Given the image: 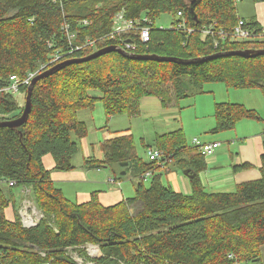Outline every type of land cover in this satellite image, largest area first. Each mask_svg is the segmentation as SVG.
Here are the masks:
<instances>
[{"label":"trees","instance_id":"16d2710c","mask_svg":"<svg viewBox=\"0 0 264 264\" xmlns=\"http://www.w3.org/2000/svg\"><path fill=\"white\" fill-rule=\"evenodd\" d=\"M191 3L0 0V121L21 115L24 105L21 108L14 94L21 93L25 102L29 86H19L15 93L7 91L10 76L24 80L30 73L38 75L103 47L122 45L124 38L108 39L118 13L126 20H139L140 25L149 26L146 43L132 39L134 54L191 60L219 52L264 49V40L232 41L219 36L221 31L231 32L238 20L255 32L261 31L252 20L238 17L236 1ZM179 11L191 33L176 28L181 21L176 17ZM167 13L174 17L170 27L156 28L154 20ZM142 18L149 23H143ZM64 24L69 25L70 34H75L72 42ZM203 29L209 34H203ZM88 41H95V46H85ZM53 56L60 59L47 65ZM166 80L169 86L161 88L160 81ZM215 82L235 89H260L264 96V55L223 56L184 64L137 60L111 52L70 63L38 80L27 122L17 129L0 127V184L8 186V193L0 189V264H77L70 251L83 254L92 264H264V137L260 177L238 184L230 192H209L202 187L198 174L206 168L205 159L195 147L184 144L180 130L157 137L154 146L168 159L160 167L172 164L180 172L189 169L196 173L190 179L188 195L175 192L163 183L161 174H154L159 169L157 162L137 156L131 134L101 144L104 164L127 162L124 171L133 167L136 173L131 177L139 181L132 197L114 205L102 206L96 192L85 203L68 200L42 163V157L48 154L54 160V170L74 169L72 157L87 135V126L77 119V112L92 109L97 101L107 117L135 114L143 97H156L167 106ZM213 118L210 131L217 133L257 116L241 104L216 103ZM88 163L95 168L102 165L93 159L85 161L84 166ZM148 171L153 175L145 186L142 176ZM19 189L40 212L33 226L21 222L15 196ZM9 206L15 211L12 221L4 214ZM89 245L98 248L93 259L84 250Z\"/></svg>","mask_w":264,"mask_h":264},{"label":"rangeland","instance_id":"374dc122","mask_svg":"<svg viewBox=\"0 0 264 264\" xmlns=\"http://www.w3.org/2000/svg\"><path fill=\"white\" fill-rule=\"evenodd\" d=\"M236 11L238 17L244 19H251L250 17L255 14L253 0H238L236 2ZM174 17L171 14H162L154 20V26L158 29H167L170 27ZM161 88H166L169 84L166 81H160ZM94 95H99L93 92ZM22 94H14V98L19 105H24L22 101ZM216 103H236L241 104L246 109L252 110L256 113L257 118L243 119L238 121V125L231 130L213 133L210 130L214 125V107ZM80 120L86 122L88 150L90 152V159L102 163L101 168L95 174L97 179L104 177L105 179L113 177L115 179L123 180V189L125 193H130V197L134 195L136 184L139 182L137 179H130L136 172L133 167H128L127 173L123 176L120 175L123 168L119 163L110 161L104 164L101 157V144L123 134H131L134 139L135 152L142 160H147L146 151L158 150L155 148V139L159 136L167 135L172 131L180 130L186 146H192V140L198 139L201 143H215L217 144L214 155L221 152L226 146L225 141H232L237 133L241 134V138L237 139V143L242 142L243 139L249 135H260L264 137V96L260 89H235L226 87L222 83H206L203 85L201 91H193L188 97L179 100H174L171 104L163 106L158 98L153 96L143 97L139 100L137 112L135 114L124 113L112 117H106L103 105L97 101L92 109H83L81 112ZM77 112V116L79 114ZM84 112V115H83ZM78 118V117H77ZM254 136V137H255ZM236 143V144H237ZM150 146V147H149ZM160 151V150H159ZM103 156V153H102ZM85 151L79 144V151L72 157V165L74 166L75 173L62 172L64 179L72 180V177H81L84 173L83 167L85 165ZM85 169V168H84ZM89 171V170H85ZM60 172V171H59ZM183 174V173H180ZM83 179V178H82ZM164 180V179H162ZM165 182V181H164ZM163 182V183H164ZM150 178H145L143 184L148 186ZM166 184V183H165ZM2 184H0L1 186ZM55 186L59 188L63 195L70 201L77 200L76 195L81 192L89 193L91 191L103 190L100 185H84L74 183L72 181H63L56 183ZM5 193L8 189L4 187ZM18 192V191H17ZM26 194V192H25ZM27 197V198H26ZM18 214L21 218L31 220L37 218L40 212L35 209L32 201L28 196H20L17 203ZM21 205V206H19ZM13 208V207H12ZM15 214L14 208L12 209ZM36 224V223H35ZM98 251L96 246L89 245L84 250L89 259L97 256V253L91 251ZM261 260L264 263V246L261 248ZM77 264H92L88 259L83 257V254L75 251H70ZM244 264V263H236ZM252 264V263H249Z\"/></svg>","mask_w":264,"mask_h":264},{"label":"crops","instance_id":"0c3cea01","mask_svg":"<svg viewBox=\"0 0 264 264\" xmlns=\"http://www.w3.org/2000/svg\"><path fill=\"white\" fill-rule=\"evenodd\" d=\"M255 14L251 16L249 20H252L256 23L260 28L264 27V2H253ZM241 18V17H239ZM244 19V18H243ZM248 21L247 19H245ZM82 111L78 114V120H80V115ZM84 115V112H83ZM107 117V116H106ZM85 124L86 122L83 121ZM238 123V122H237ZM236 123L235 127L238 125ZM214 127V125H213ZM212 127V128H213ZM173 132V131H172ZM171 133V132H170ZM241 134L237 133L235 137H233L232 141H225L224 145H226L221 152L218 154L204 158L206 163V168L198 174L199 182L202 187L209 192H230L235 189L238 184L249 182L256 180L260 177L259 172V157L262 153V142L263 138L260 135H249L242 142L237 143V139L241 138ZM255 136V137H254ZM85 136L80 140L79 144L81 148L85 151V159L87 161H91L89 155L90 152L88 150V142ZM237 143V144H236ZM192 145V144H191ZM100 159H104V155ZM100 161V160H99ZM147 161V160H146ZM42 163L45 169L50 171L51 180L54 184L63 182V181H72L74 183L84 184V185H100L103 190H96V195L99 203L102 206H110L114 205L125 198H130V193H125L123 189V180L115 179L113 177H108V179L102 177L101 179H97L95 177L96 172L100 170V168L91 167L92 163H88L83 167L84 173L82 172L81 177H72L70 179H64L61 171L54 170V160L51 155H45L42 157ZM248 166V167H243ZM233 167H243L238 169L237 171L233 170ZM85 168V169H84ZM178 167H174L170 164L168 167H160L156 170L154 174H161V180L164 183L170 185V187L178 193L188 195L191 193V185L190 179L184 176L183 172L177 170ZM89 170V171H85ZM71 170L69 172H73ZM68 172V171H67ZM83 178V179H82ZM130 179L132 177L130 176ZM4 187L8 189L6 184H2L0 189L4 191ZM18 191V192H17ZM15 192V196L18 199L20 196H25V192H22L20 189ZM132 192L134 190L132 189ZM5 193V191H4ZM93 191L86 193L81 192L76 195L75 203H85L90 200L91 194ZM18 205V204H17ZM21 206V205H19ZM18 207V206H17ZM20 207H18L19 209ZM12 206L7 207L4 210V214L7 220L12 221L14 219V214L12 212ZM92 252L94 250L91 249Z\"/></svg>","mask_w":264,"mask_h":264},{"label":"built area","instance_id":"2783aa9c","mask_svg":"<svg viewBox=\"0 0 264 264\" xmlns=\"http://www.w3.org/2000/svg\"><path fill=\"white\" fill-rule=\"evenodd\" d=\"M238 1V0H234ZM176 17L178 19H181V21L177 22L176 28L177 29H186L188 33H191L193 30L192 29H187L186 28V21L182 19V13L179 11L176 14ZM143 23H149L147 18H142ZM64 30L66 31L67 37L69 42H72L74 40V35L75 34H70L69 32V25L64 24ZM203 34H209L208 29H203L202 30ZM219 36L221 38L229 37L232 41H253V40H264V27L261 28L260 32H255L248 28L245 24V21L238 20L234 28L231 30L229 33H224L220 32ZM116 38H124L125 41H123L122 45H119L120 48L126 50L127 52L132 53V51L135 49V45L133 44V40L137 38L140 42L146 43L149 39V26L145 25H140V21H132V20H126L123 18L122 13H118L114 16L113 21H112V31L110 35L108 36L109 40H115ZM127 40H130V42H126ZM95 41H88L85 43V46H95ZM77 50L82 48L80 47H75ZM60 59V56H53L49 64H54ZM36 74L30 73L28 77H26L24 80H19L15 76H10V85L5 88L7 91H11L13 93L17 92L19 86H24V85H29L31 80L35 77ZM192 146L195 147L197 152L204 158L209 157L213 155L215 148L217 144L215 143H201L198 139H193L192 140ZM146 156L147 159L151 162H157L159 166H162L163 164L165 165L168 162V159L165 158L163 155L162 151L159 150H147L146 151ZM153 175L152 171H148L143 174L142 179L144 180L145 178H151ZM9 185H12V183H9ZM27 213L26 210L25 212H22L21 210V216H22V223L26 227H30L35 225V223L38 221L40 215L37 218H33L31 220H26L23 218V214ZM228 258H232V255H229Z\"/></svg>","mask_w":264,"mask_h":264},{"label":"water","instance_id":"95a60500","mask_svg":"<svg viewBox=\"0 0 264 264\" xmlns=\"http://www.w3.org/2000/svg\"><path fill=\"white\" fill-rule=\"evenodd\" d=\"M198 0H192V5L196 3ZM196 17H194L195 19ZM126 42H130V40H127ZM111 52H117L123 56H126L131 59H137V60H155V61H160V62H170V63H184V64H189V63H194V62H200V61H205V60H210L214 58H219L223 56H240L244 58H249V57H255L258 55H264V49H246V50H234V51H226V52H219L215 53L211 56L203 57V58H196V59H191V60H183L175 57H168V56H159V55H139V54H134L127 52L126 50L120 48L119 46L116 45H110L103 47L101 49L96 50L95 52L91 53L90 55L83 57V58H75V59H70L64 62H61L46 71L36 75L30 82L29 86L27 87L26 91V96H25V102H24V107L21 112V115L13 120H5V121H0V127H9L12 129H17L23 124L27 122L28 116L31 112V107H32V101H31V95L33 91V87L35 83L40 80L41 78L50 75L58 70H60L63 66L68 65L70 63H81L85 61L92 60L96 57H99L101 55L111 53ZM128 165L127 162H122L119 164L121 168H124ZM126 172L122 171L120 173L121 176L125 175ZM183 175L186 176L189 179H192L193 177L196 176L195 172H191L189 169H186L183 171Z\"/></svg>","mask_w":264,"mask_h":264},{"label":"bare ground","instance_id":"6f19581e","mask_svg":"<svg viewBox=\"0 0 264 264\" xmlns=\"http://www.w3.org/2000/svg\"><path fill=\"white\" fill-rule=\"evenodd\" d=\"M97 252V250L96 251H94V253H96Z\"/></svg>","mask_w":264,"mask_h":264}]
</instances>
